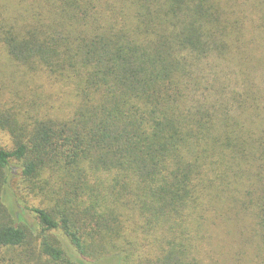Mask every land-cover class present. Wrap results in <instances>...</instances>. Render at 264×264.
<instances>
[{
  "label": "trees",
  "instance_id": "1",
  "mask_svg": "<svg viewBox=\"0 0 264 264\" xmlns=\"http://www.w3.org/2000/svg\"><path fill=\"white\" fill-rule=\"evenodd\" d=\"M0 54V264H264V0H0Z\"/></svg>",
  "mask_w": 264,
  "mask_h": 264
},
{
  "label": "rangeland",
  "instance_id": "2",
  "mask_svg": "<svg viewBox=\"0 0 264 264\" xmlns=\"http://www.w3.org/2000/svg\"><path fill=\"white\" fill-rule=\"evenodd\" d=\"M0 62L3 64V66H6V59L1 54H0ZM3 76H5V75H3L1 73L0 77L2 78ZM7 78H8V76L5 79H7ZM1 136L3 138V143H7L6 138L3 135H1ZM4 145H6V144H4ZM27 220L31 221L32 218L27 217ZM231 220H232V218H231ZM231 222H233V221H231ZM233 226H234V224L232 223L230 227H233ZM230 227L229 226L226 227L222 224L220 227L222 229L219 230L218 235H214L215 239L213 241L217 242L218 241L217 239H225L226 241H230L231 236L232 237L237 236L236 234H234V230ZM223 228H225V229H223ZM227 229H231L233 234L229 235L227 232ZM240 248H241V246L239 247V249ZM249 258L250 257H246V256H243V257H222V254H221V255H217V257H207V256L206 257H200V262H201V264H247L249 261Z\"/></svg>",
  "mask_w": 264,
  "mask_h": 264
}]
</instances>
